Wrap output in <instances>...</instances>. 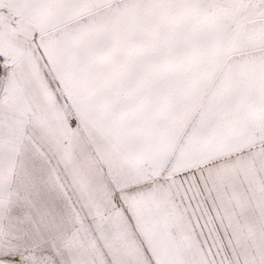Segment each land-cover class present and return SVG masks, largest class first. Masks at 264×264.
<instances>
[{"label":"snow or ice","instance_id":"snow-or-ice-1","mask_svg":"<svg viewBox=\"0 0 264 264\" xmlns=\"http://www.w3.org/2000/svg\"><path fill=\"white\" fill-rule=\"evenodd\" d=\"M0 264H264V0H0Z\"/></svg>","mask_w":264,"mask_h":264}]
</instances>
